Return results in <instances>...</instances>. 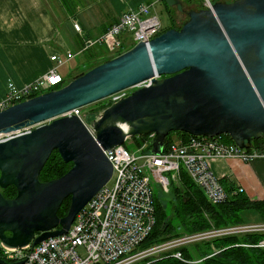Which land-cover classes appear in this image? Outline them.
Instances as JSON below:
<instances>
[{
    "label": "water",
    "instance_id": "1",
    "mask_svg": "<svg viewBox=\"0 0 264 264\" xmlns=\"http://www.w3.org/2000/svg\"><path fill=\"white\" fill-rule=\"evenodd\" d=\"M165 4L178 7L181 0ZM142 83L92 122L94 136L78 116H63ZM171 132L226 135L242 149L264 139V0L190 11L184 25L148 47L139 43L58 90L1 111L0 136L7 137L0 141V188L13 186L17 195L6 199L0 192V243L23 248L67 233L112 177L104 151L154 134L151 153L160 155ZM54 151L72 167L41 182ZM68 197V213L60 218Z\"/></svg>",
    "mask_w": 264,
    "mask_h": 264
},
{
    "label": "built area",
    "instance_id": "2",
    "mask_svg": "<svg viewBox=\"0 0 264 264\" xmlns=\"http://www.w3.org/2000/svg\"><path fill=\"white\" fill-rule=\"evenodd\" d=\"M203 1L207 8H211L210 0ZM157 2L143 4L136 10L121 14L106 33L86 40L83 51L105 46L109 52L118 54L127 40L133 44L132 48L139 43L149 46L162 32L159 18L151 13ZM74 28L82 33L79 24L75 23ZM74 57L69 52L66 55L54 54L51 56L54 65L36 81L23 87L9 83L6 93L0 98V112L60 89L67 80L60 75L59 69ZM129 95L126 89L106 100L115 104ZM81 109L63 116L76 115L89 128L82 118ZM91 134L94 136L93 131ZM6 137L0 136V141ZM153 137L154 134L150 135V140ZM148 146L145 144L137 150H130L123 144L111 152L104 151L113 167L112 177L77 214L68 232L35 246L31 242L23 248L8 249L1 244L3 251L0 259L4 262L1 264H153L169 257L188 264H199L203 260H188L182 248L230 235L264 234V223L243 224L182 234L146 247L145 242L156 225L157 189L158 195L169 193L172 184L179 181L182 170L204 192L208 202L217 205L227 199V192L213 174L209 162L227 159L251 162L264 158V139H260L257 146L252 142L251 149H242L233 142H226L221 136H192L187 140H175L160 155L147 151ZM112 180L113 184L109 185ZM239 191L243 190L239 188ZM256 247L264 249V240Z\"/></svg>",
    "mask_w": 264,
    "mask_h": 264
},
{
    "label": "crops",
    "instance_id": "3",
    "mask_svg": "<svg viewBox=\"0 0 264 264\" xmlns=\"http://www.w3.org/2000/svg\"><path fill=\"white\" fill-rule=\"evenodd\" d=\"M154 1L81 0L70 15L60 5L61 0H0V98L9 83L23 87L46 74L54 65L51 61L54 54L69 52L75 56L59 69L71 65L64 77L66 80L78 75L75 73L78 58L81 65H85L86 57L92 58V52L98 49L117 55L106 47L107 50L92 47L83 52L85 41L100 37L121 14ZM50 3L58 4L56 13ZM75 23L79 24L82 33L75 30ZM132 45L129 40L125 41V50ZM209 166L217 179L227 182L225 187L229 188L228 184H231L241 188L252 200L264 201V158L251 162L211 160ZM179 183L180 178L175 184Z\"/></svg>",
    "mask_w": 264,
    "mask_h": 264
},
{
    "label": "trees",
    "instance_id": "4",
    "mask_svg": "<svg viewBox=\"0 0 264 264\" xmlns=\"http://www.w3.org/2000/svg\"><path fill=\"white\" fill-rule=\"evenodd\" d=\"M186 1L193 4L198 1L203 2V0ZM210 1L212 3H232L235 0ZM63 4H66L67 6L62 8H66L65 11L71 15L75 12V8L80 4V0H65ZM165 6L167 10L170 9L167 5ZM168 13L170 14V12ZM170 29H179L176 28L174 19H172V26L163 30L160 34ZM96 47L105 48V46ZM125 51V46L123 45V49L117 55ZM115 56H109L108 54L106 58L100 57L86 71L88 72L96 66L111 60ZM84 73L86 72L81 73V75ZM79 76H76L75 78ZM106 108H108V106ZM191 137L192 136L183 132H171L165 139L164 148L168 147L175 140H187ZM221 137L224 138L226 142L232 143L228 136L225 135ZM141 139L142 142H138L139 146H142V144L147 141L149 146L146 150L151 151V140L149 139V136H142ZM259 143L260 140H253V145L257 146ZM71 167L72 164L64 163L58 152L54 151L45 164L39 179L41 182L58 179L67 173ZM220 182L227 192V199L221 204L212 205L208 202L204 192L198 188L192 182L187 173L182 170L180 172V183L179 185L172 184V192L168 194V199H165V196L163 198V195H166L164 193H160L155 199L156 225L150 236L147 238L145 246L148 247L182 234H193L211 229L243 225L246 224L243 215L247 212L255 213L260 219V223H264V201L252 200L244 194L243 191H239V188H235L231 184H228L229 188L225 187L227 184L225 180H221ZM0 192L8 199L15 198L17 195L16 189L13 186H9L6 189L0 188ZM70 204L71 197H68L64 200L58 212L60 218L67 215ZM174 217L177 219V223H174ZM262 240H264V234L261 233L230 235L207 242H201L189 248H182V252L188 260H195V258H198L196 260H203L199 264H264V249L256 247V245ZM153 264L188 263L169 257Z\"/></svg>",
    "mask_w": 264,
    "mask_h": 264
},
{
    "label": "rangeland",
    "instance_id": "5",
    "mask_svg": "<svg viewBox=\"0 0 264 264\" xmlns=\"http://www.w3.org/2000/svg\"><path fill=\"white\" fill-rule=\"evenodd\" d=\"M157 1L158 0H156L154 2H157ZM63 2H65V1L61 0L60 5L62 7L67 6L66 4H63ZM49 5L51 7H53L54 10H52V11H54L56 13L58 4L50 3ZM165 5H166L165 2H158L155 5V7H152V9H151V13L159 18L160 23L162 25V31H163V29H167V28L172 26V19H174V21H175L176 28H180L188 20V12H190V11L199 12V11H201L203 9H207V4L205 3V1H203V2L202 1L201 2L198 1L195 4H193V3L187 2L186 0H181V5L180 6L172 7L169 10H167ZM65 10H66V8L64 9V11ZM168 12H170L171 16H170V14ZM127 47H128V45H127ZM96 48L97 47H95V50H96ZM92 53H93L92 58L89 59V57H86V63H84L85 65H81V63L79 62V60H80L79 58L75 60L76 63L79 65L77 69L74 68L75 69V73L78 74L77 76L81 75V73H83V72H87L86 70L88 68H90L95 63V61L97 59H99L100 57L106 58L108 56V52L106 53L102 49H98V50H96V51H94ZM70 66L71 65L66 66L65 68L59 70L60 75H62L63 77H66L68 75V71H69ZM71 80H73V79L68 78L67 81L62 86H60V88L65 86L66 84H68ZM144 85H146V84H142L141 86H136V87L130 88L131 91H130V89H128V93L130 92V95H131V93L133 91L143 87ZM112 104L113 103H110L109 101H107L105 99V100L93 103L91 105H88V106H86V107L81 109L82 118L84 119L86 124L89 126L88 130L90 132L93 131L92 127H91L92 126V122L94 120L98 119V117L102 114V112L106 109L107 106L109 107ZM52 122L53 121H48L47 123L45 122V124H50ZM45 124L42 123V125H38V126L32 128V129H29V131H27V132H31V131L35 130L36 128H38L40 126H43ZM25 133L26 132H24L23 134H25ZM150 135H152V134H150ZM150 135H145V136H149L150 137ZM141 137L142 136L128 138L125 141L124 145L130 150H137L138 148H141L145 144H148V142L146 141L144 144H142V146H139L138 142H140V143L142 142ZM39 178H40V176H39ZM112 184H113V180L109 183V185H112ZM171 192H172V190H170V192L167 193L166 195H163V198L165 196V199H168V196H169L168 194H170ZM157 196H158V189H157V193H156V198H157ZM6 199H8V198H6ZM243 219H244L246 224H257V223L261 222L260 219L253 212L245 213L243 215ZM173 221H174V223H177V219H175V217L173 218ZM8 236H10V234ZM0 250L3 251L1 245H0Z\"/></svg>",
    "mask_w": 264,
    "mask_h": 264
},
{
    "label": "bare ground",
    "instance_id": "6",
    "mask_svg": "<svg viewBox=\"0 0 264 264\" xmlns=\"http://www.w3.org/2000/svg\"><path fill=\"white\" fill-rule=\"evenodd\" d=\"M159 36V35H158ZM148 47V46H147ZM139 86V85H138ZM34 128V127H33ZM30 129H32V128H30ZM1 140V139H0ZM8 248V247H7ZM8 249H14V248H8Z\"/></svg>",
    "mask_w": 264,
    "mask_h": 264
},
{
    "label": "flooded vegetation",
    "instance_id": "7",
    "mask_svg": "<svg viewBox=\"0 0 264 264\" xmlns=\"http://www.w3.org/2000/svg\"><path fill=\"white\" fill-rule=\"evenodd\" d=\"M7 235H9V233H7Z\"/></svg>",
    "mask_w": 264,
    "mask_h": 264
},
{
    "label": "clouds",
    "instance_id": "8",
    "mask_svg": "<svg viewBox=\"0 0 264 264\" xmlns=\"http://www.w3.org/2000/svg\"><path fill=\"white\" fill-rule=\"evenodd\" d=\"M62 88V87H61ZM0 245H1V243H0Z\"/></svg>",
    "mask_w": 264,
    "mask_h": 264
}]
</instances>
